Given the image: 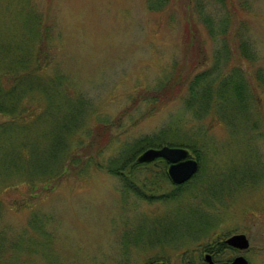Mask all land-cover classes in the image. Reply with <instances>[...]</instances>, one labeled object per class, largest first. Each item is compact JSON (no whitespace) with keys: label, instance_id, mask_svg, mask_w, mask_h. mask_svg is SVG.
<instances>
[{"label":"rangeland","instance_id":"1","mask_svg":"<svg viewBox=\"0 0 264 264\" xmlns=\"http://www.w3.org/2000/svg\"><path fill=\"white\" fill-rule=\"evenodd\" d=\"M163 1L0 0V108L30 110L0 115V264H204L235 234L250 249L214 261L264 264V0ZM214 68L224 100L191 99ZM162 134L199 170L176 186L147 162L139 196L109 170Z\"/></svg>","mask_w":264,"mask_h":264},{"label":"trees","instance_id":"2","mask_svg":"<svg viewBox=\"0 0 264 264\" xmlns=\"http://www.w3.org/2000/svg\"><path fill=\"white\" fill-rule=\"evenodd\" d=\"M215 1L222 8H224V7L228 8L232 4V0H215ZM240 1H241L240 5L245 8L246 5H247L246 4V0H240ZM163 3H164V1H163ZM163 3L161 2L162 5H163ZM198 5L199 4H197V6ZM228 16L230 17L231 15L229 14ZM204 24L206 25V27L208 29V32H209V35L211 36V38H214L215 33L211 29V20L208 19ZM222 24H223L222 27H223V31H224L223 34L225 35V34H227L226 32L228 31L229 23L228 22H223ZM240 33H241V28H240V30L235 31V33H234L235 36L238 39L241 37ZM236 47H237V52L242 53L243 55L245 54L246 51H248L246 43H244L242 41L237 43ZM43 50L44 49H42V52H43ZM223 51L226 54L228 52H230V50L228 49V45L227 44L223 45ZM219 53H222V52H219ZM41 56H42V53L40 52V55H39L40 59H41ZM244 58H248V57L245 56ZM40 59H38V61L39 62L41 61L42 63H39V69H41V65H44V63L45 64L49 63V61L46 62V60H44V59L40 60ZM21 65H22L23 68H27L28 67L27 62L26 63L22 62ZM215 67H218V66H215ZM216 69L218 70V68H214V70H212V71H205L204 73L197 74L195 76L194 80L192 81V83L189 86V91L192 94L191 99H194V97L199 96L200 93H202V95H205L206 97H210L213 94V92H212L213 89L217 90L216 86L218 85V86L221 87L220 91L218 92L219 97H221L222 100H224L225 96H224V94H223L224 92L222 90H223V88H226L228 85H231V83L234 80L230 81L229 82L230 84H226V83H228V81H225V82H223L221 84L216 82V85H215V81H214L215 79L211 78V74L213 72H215ZM234 77H235V79L239 78V74L237 72H235V75L233 76V79H234ZM258 77L260 78L259 74H258ZM14 79H17V77H14V78L10 77L9 78V80H11V81L13 80L15 82ZM237 82H238V80H237ZM200 84H204L203 88L200 87V89H199L201 91H199V90L195 91L199 87ZM234 85H236L235 86L236 91H239L240 88L242 87L240 82H238V84L234 83ZM160 91H162V89ZM165 91H166V89L164 90V92ZM221 91H222V94H220ZM191 99H190V102H189L190 106H192ZM22 100L24 101L25 98H23ZM21 101H20V103H21ZM223 103H224V101H223ZM234 104L238 105L237 102L236 103L233 102V105ZM14 105H15L14 103H11V104H7L6 107H1L0 108V115L8 117L9 115L13 116V114H16V113L19 114V112H16L17 109L22 110V111H27V110L30 111L29 108H26V107L21 108L18 105L17 106H14ZM231 105L232 104H230V106ZM207 106H209V104H207L205 107H207ZM28 111H27V113H28ZM22 115L20 117H22ZM165 138H166L165 134H162L159 138H151V137H147V136L142 138L134 146H131L129 149L122 151V153L119 155V158L115 161L116 168H112L111 170H109V172L114 174V175H116V176H119V177L123 178L124 179V183H126V187L129 188V189H133L137 195L141 196V194L136 189V188H139L138 187V181L139 180L135 176H137L140 172L146 170V168H144V166H148L149 164L140 163L139 159H137V155L140 154L141 152H143L144 150L149 149V148H157L159 146H161V147L165 146L164 144H166V143L163 142L165 140ZM167 145L171 146V147H178V146H176L174 144H170V143H167ZM192 152H193V154L196 157H199L198 154H196L195 151H192ZM160 161L165 163L163 161V159H160ZM145 174L151 175L152 172L150 170H146ZM163 176H164L163 178H165V174ZM146 183H149L150 185H147ZM155 184H157L155 182V179H152L151 177H148L147 179H144V185L145 186H150V188H153L154 186H156ZM177 190H179V189H177ZM176 195L177 194H175V193L173 194V196H176ZM173 196H171V197H173ZM0 240L3 241L4 238L2 237V239H0ZM2 241H1V244H2ZM1 244H0V256L2 255V252L4 251V247ZM225 248H228L227 245L225 244V241H219L218 243H216L214 245H212V244L207 245L205 247V251L206 252H212L213 255H215L216 257H219L220 253H222V250L225 249ZM213 255H212V257H213Z\"/></svg>","mask_w":264,"mask_h":264},{"label":"water","instance_id":"3","mask_svg":"<svg viewBox=\"0 0 264 264\" xmlns=\"http://www.w3.org/2000/svg\"><path fill=\"white\" fill-rule=\"evenodd\" d=\"M159 158L170 164L168 175L176 186H182L191 181L199 170L198 161L192 158L186 149L170 146L147 150L140 156L139 162L147 163ZM225 244L239 252H246L250 249V242L245 234L232 235L225 240ZM204 259V264H249L243 255L237 256L230 262H215L211 254H206Z\"/></svg>","mask_w":264,"mask_h":264}]
</instances>
